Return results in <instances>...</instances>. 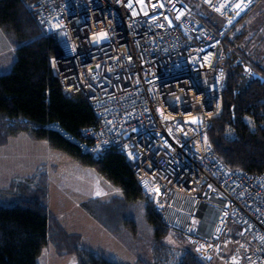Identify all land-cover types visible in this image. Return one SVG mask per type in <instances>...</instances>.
<instances>
[{"label":"built area","instance_id":"obj_1","mask_svg":"<svg viewBox=\"0 0 264 264\" xmlns=\"http://www.w3.org/2000/svg\"><path fill=\"white\" fill-rule=\"evenodd\" d=\"M195 1L222 19L216 30L184 0H35L43 32L61 48L53 75L85 96L96 119L79 137L58 130L82 154L124 153L142 196L201 259L264 264V172L226 169L205 141L221 111L222 39L257 0L239 15V0ZM195 116L201 124L187 121Z\"/></svg>","mask_w":264,"mask_h":264},{"label":"trees","instance_id":"obj_2","mask_svg":"<svg viewBox=\"0 0 264 264\" xmlns=\"http://www.w3.org/2000/svg\"><path fill=\"white\" fill-rule=\"evenodd\" d=\"M34 2L0 0V28L15 44L10 68L0 73V146L10 136L24 132L79 163L94 167L99 175L119 188L121 196L106 200L88 198L81 203L83 209L113 235L117 227L125 232L129 230L132 235L134 221L127 218L126 207L144 201V216L159 247L168 229L152 201L142 196L124 153L110 147L98 155L82 154L76 144L59 132L60 128L79 137L80 131L93 125L96 119L85 96L67 93L53 75L50 60L61 55V48L54 36L43 32L32 8ZM210 14L202 16V21L216 30L217 24L210 21ZM263 26L264 20L256 26L255 23L244 26L231 37L229 28L222 39L226 81L221 111L211 118L205 141L224 167L234 173L264 172ZM248 34L256 39L254 46L247 39L241 44ZM225 38L230 47L224 45ZM4 197L8 203H14L0 201V264H37L48 243L59 252H71L76 264H121L82 248L79 236L64 230L48 208L46 164L37 166L30 177L14 178L9 186L0 189V198ZM164 248L160 250L162 253ZM212 261L185 249L172 256L175 264H211Z\"/></svg>","mask_w":264,"mask_h":264},{"label":"rangeland","instance_id":"obj_3","mask_svg":"<svg viewBox=\"0 0 264 264\" xmlns=\"http://www.w3.org/2000/svg\"><path fill=\"white\" fill-rule=\"evenodd\" d=\"M184 1L195 11H199L204 15L209 14L207 9L203 6L200 7L195 0ZM248 10L247 15H245L246 11L228 30L230 32V37L242 27H249L254 23L256 26L264 20V0H257ZM211 14L210 21L216 22V27L219 26L222 23V19L216 13L212 12ZM263 32L262 30L261 33ZM251 38V34L246 35V37L244 36L241 44H244L245 39H247L250 45L254 46L256 44V39ZM223 43L225 46L230 47L228 38H225ZM262 46V53L264 54V45ZM9 138L11 139L8 144L0 146V189L9 186L14 178L20 180L30 177L37 166L43 163L46 164L50 203L52 199H54L55 203L71 207L74 193L71 189L66 187V185L71 184L73 180H79L80 177L86 178L87 180V187L90 194H92L90 198L96 197L106 200L113 196H121L119 188L99 175L94 167L79 163L76 159L61 150L49 146L45 141L36 140L35 142L38 143H33L32 141L34 140L28 137L24 132H19V136L16 138L12 136ZM10 152L12 153L9 154ZM61 186L63 187L62 192L59 190ZM0 201L6 204L14 203H8L6 197L0 198ZM143 202L144 201L140 200L126 207L127 218L134 221L135 230L132 235L131 232L129 233V230L125 232L121 227H117L115 235L110 233L114 240L120 242V245H108L105 249L100 248L102 251L105 253L109 250L113 251L111 253L116 252L114 253V260L117 259L125 263L128 260V254H130V258H134L133 253L135 252V261H137V264H175L172 262V256H178L182 249L194 252L192 243L181 234L169 229L162 238L161 245L157 247L155 244L156 242L153 240L152 226L147 222L144 216ZM97 212L98 211H96V213ZM66 221L71 224L72 219L70 214L66 217ZM70 227L73 228L75 226ZM112 227L114 228L116 226L113 224ZM106 242L107 244L110 243L108 241ZM105 245L106 244H104V246ZM162 247H165L163 253L160 251ZM53 249L51 244L48 243L47 246L43 248L41 256L37 259V264H55V262H57L56 264H73L75 258L73 254L72 257H58L55 255ZM165 253H168V257L165 256ZM162 259L167 261H163ZM211 264H219V262L213 260Z\"/></svg>","mask_w":264,"mask_h":264},{"label":"crops","instance_id":"obj_4","mask_svg":"<svg viewBox=\"0 0 264 264\" xmlns=\"http://www.w3.org/2000/svg\"><path fill=\"white\" fill-rule=\"evenodd\" d=\"M14 49H15V44L11 42V40L4 34L2 29L0 28V73L7 71L13 60H14ZM19 136V133L15 136H12L16 138ZM11 138L7 139V142L3 145H6L9 143ZM30 139V138H29ZM34 140V139H33ZM32 141V140H31ZM36 140L32 141L33 143H38L35 142ZM38 141V140H37ZM1 145V146H3ZM41 145V144H39ZM10 152L9 154H11ZM65 187V185H64ZM69 189H71L74 193V199L71 202V207L69 206H62L59 203H55L54 199H52V202H49V189H48V208L52 212L54 216L57 217L59 220L60 224L63 226L64 230L68 233H75L79 236V245L82 248L89 249L92 251H95L102 256L113 259L114 260V253L112 250L102 251L101 249H105L106 246L108 245H120V242L118 240H114L112 234L108 232L104 227H102L99 223H97L82 207L81 203L82 201L90 198V192L87 187V180L86 178L80 177L79 180H73L71 184L66 185ZM63 187H60V191L62 192ZM70 214L72 222L66 221V217ZM70 226H75V227H70ZM112 239H111V238ZM110 242L107 244V242ZM104 244H106L104 246ZM122 245V243H121ZM53 251L55 255L58 257H72L71 252H59L56 247H54ZM101 248V249H100ZM43 250V249H42ZM121 252V251H120ZM118 252V253H120ZM42 253V251H41ZM133 257L135 258H130V254H128L127 262L125 263L124 261H120L115 259V261H118L121 264H132L136 260V254L135 252L133 253ZM41 256V254H40ZM73 260V259H72ZM57 262H55L56 264ZM73 264H76V260L74 258Z\"/></svg>","mask_w":264,"mask_h":264},{"label":"snow or ice","instance_id":"obj_5","mask_svg":"<svg viewBox=\"0 0 264 264\" xmlns=\"http://www.w3.org/2000/svg\"><path fill=\"white\" fill-rule=\"evenodd\" d=\"M140 2H143V0H140ZM206 3H211V0H205ZM129 7H131V5H128ZM227 5H221L219 8H216V11H221V8H224L226 7ZM247 6L246 4V0H239L238 3H236L235 5H233V7L235 9H237V12H236V15H239L240 14V11H243L244 8ZM160 7H163V5H160ZM181 15H183V13H181ZM177 19H179V17H177ZM231 22V21H229ZM107 36V33H100L98 36H94L93 37V40L98 42L100 39H104L106 38ZM54 64V62H53ZM165 119H168V117H165ZM193 122H195V120H193ZM129 156L131 157L132 154L130 153Z\"/></svg>","mask_w":264,"mask_h":264},{"label":"water","instance_id":"obj_6","mask_svg":"<svg viewBox=\"0 0 264 264\" xmlns=\"http://www.w3.org/2000/svg\"><path fill=\"white\" fill-rule=\"evenodd\" d=\"M193 120H195V122H193ZM187 121L190 122V123H193V124H201V122H202V120H201V118L199 116L190 117V118L187 119Z\"/></svg>","mask_w":264,"mask_h":264}]
</instances>
